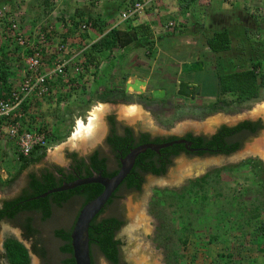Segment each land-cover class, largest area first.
I'll list each match as a JSON object with an SVG mask.
<instances>
[{
	"label": "rangeland",
	"instance_id": "374dc122",
	"mask_svg": "<svg viewBox=\"0 0 264 264\" xmlns=\"http://www.w3.org/2000/svg\"><path fill=\"white\" fill-rule=\"evenodd\" d=\"M220 4L222 3L216 1L213 7L216 8ZM8 11L15 16L19 25V18L14 13L15 11L10 10L9 7ZM64 17H62L63 21L68 24L70 19ZM209 18L207 19L209 22L207 26L209 25V28L217 30V26H211L214 23L211 15H209ZM56 20L62 27L60 17L56 18ZM231 20L234 21L235 18H231ZM232 24V22L229 24L230 30L236 28L237 31L233 48L222 55H214L216 60L208 59L209 63H211L210 68L220 62L226 67L217 72L212 71L204 74L209 81L208 89L217 90L218 80L216 76L219 73L249 69L253 64H260L257 72L259 76L264 75L263 37L260 36L258 31L254 34L251 32L244 33L243 28L238 25L232 26ZM43 26L41 21L38 25L32 26L31 29L26 26L27 30L20 26V30L28 39V32ZM5 27L7 26L0 24V30ZM177 27L172 32H175ZM56 32L54 31L55 35ZM58 35L59 33L56 37L61 40ZM74 38L78 39L76 36ZM75 39L71 43L68 40L63 41L68 45L67 53L64 56L73 57L72 63L66 70L68 83H64L61 78L55 79L52 82L51 95L44 99L41 106H38L37 111L29 112L27 115L28 119L31 118L32 122H35V126L41 125L39 130L46 133L48 139L46 155L42 161L28 166L19 173H17L20 167L19 159L16 164L12 163L13 160L10 162L11 158L8 160L9 163L5 162V160L3 161L4 164L0 162V204L2 201L16 198L27 188L29 174H39L41 170L46 168L57 167L66 169L72 160V156H70L72 154H76L77 158H84L97 150L105 151L106 124L110 116L125 125H138L153 134L169 137L181 136L188 131L194 134H207L216 125L222 123L234 125L239 120L255 118L261 112H264L263 87L260 89L259 98L256 100L248 101L241 105L232 104L224 112L213 114L200 121L194 120L197 117H201L206 110H194L193 108L191 109L189 102H187L188 100H176L174 97L176 81L174 80L175 78L173 80L171 78L166 83L170 90L167 104H164L166 101L164 98L162 100L153 99V103L150 104L158 105L160 114L156 116L151 113L148 114L140 108V99L143 96L138 95L132 88H129L128 92L125 91L126 84L133 82L136 78L132 81L124 78V63L119 60L117 52L115 51L113 55L105 52V54L97 56L95 60L85 67L87 59L83 53L88 49L82 52L81 48L78 47V41H75ZM10 42V44L8 42L7 48H15L14 40L12 39ZM173 43L170 42L168 45H173ZM137 45L138 49H140L137 50L138 52L146 49L150 53L152 49L150 43L143 47L139 44ZM154 50L156 55L158 51L156 48ZM176 51L178 54L182 52L180 48ZM18 53L19 51L15 53L18 55L16 56V62L21 69L23 63L21 58H18L20 54ZM0 55H2L1 51ZM85 59L86 62L84 63ZM48 60L52 62L50 64L47 61L45 63L46 67L53 66L55 60L52 58H48ZM76 68H78L77 71L75 70ZM153 87L155 86H150L145 93L148 94ZM103 95L108 96L110 100L112 99L111 102L104 101L102 99ZM126 96H131L130 100H132L128 105L122 102V99L126 98ZM199 101L200 99L197 102L199 103ZM202 101L209 102L208 99H201L200 103ZM103 106L106 108L100 114L98 120L100 126L97 125L98 129L94 132L96 134L93 133L87 137L85 139L86 142L78 140L76 145L72 144L70 139L77 131L78 122L82 121V123L87 125L91 117H93V112ZM131 106L140 109L138 116L135 118H128L123 113L126 108ZM263 136L262 134L260 138ZM249 149L250 147L248 146L243 152L228 158L190 160L180 158L175 160L165 175L160 177L148 176L141 192L124 193L120 201L123 206V212L120 213L115 205L107 208L102 215L103 217L123 215L125 220V225L116 235V238L122 243L120 264H223V261L216 263L217 254L233 250L235 246L232 243L233 235H240L239 230L236 228L238 223L240 225L245 223L246 219L251 217L253 207L261 204L262 201L257 192L261 190L257 181L258 170L243 163L246 160H256L264 165V159L260 160L256 156H251V153H248ZM3 157L6 158L8 156ZM112 167H114V164H112ZM226 167H231V169L221 172V174L214 173L210 175L202 190L198 191L194 188L192 193L185 194L183 197L177 195V191L184 186H188L190 180ZM13 176L14 179L11 183H3V181ZM170 191H174L176 194H169L168 192ZM78 207L79 202L76 200L72 202L69 209L55 212V214H59L57 216L58 219L40 226L38 234L30 241L24 240L18 231L11 229L5 223H1L0 263L7 264L5 260L1 259L3 254L2 242L8 237H13L19 240L29 251L30 264H63L64 255L58 251L60 241L53 237L52 231L54 228L69 227ZM223 214H226L224 219ZM258 220H264V210H262ZM257 221H251L250 228L246 226H242V228L253 232V225ZM218 222L220 223L218 224ZM220 224L225 226L226 230L224 228L216 229L215 226ZM225 231L227 232L224 233ZM216 233L220 234V238L211 244L209 240ZM223 233L225 235H222ZM251 235L254 234L252 233ZM244 238L246 237H243L242 241ZM35 240H38L40 245L45 248L46 254L43 262L32 253V243ZM223 240L226 241L220 243ZM245 240L248 239L246 238ZM255 248L254 244H247L242 249L243 255H251L252 252L257 251ZM256 255V260L253 264H264V253ZM94 262L95 264H110L97 251L94 252ZM244 262L243 264H248L247 261L244 260Z\"/></svg>",
	"mask_w": 264,
	"mask_h": 264
},
{
	"label": "trees",
	"instance_id": "16d2710c",
	"mask_svg": "<svg viewBox=\"0 0 264 264\" xmlns=\"http://www.w3.org/2000/svg\"><path fill=\"white\" fill-rule=\"evenodd\" d=\"M184 0H179L180 6L183 5ZM196 0H191L193 4ZM94 24L95 21H92ZM74 28L76 26H73ZM77 27L75 28V30ZM143 36H149L148 29L146 27H131L129 26L126 30H120L117 28H112L107 34H105L98 42L91 45L90 48L84 52V55L87 59V64L85 67L88 66L93 60L96 59V55H101L107 53H112L114 50L122 49L138 38ZM12 38H8L5 41L6 44L11 43ZM8 44V45H9ZM14 44V43H13ZM15 48L7 49L4 52H1L2 55L0 59V79L5 82V76L8 70L9 64V56L15 54L17 51L20 50V47L15 43ZM207 45L211 52L214 54H218L221 52H226L230 50V38L227 31H217L215 32L210 38L207 39ZM27 51V50H26ZM20 52V51H19ZM29 52V51H27ZM260 64H253L251 68L240 70V71H232L228 73H219L217 75L218 80V94L221 96L228 95V99L225 101L228 106L232 104L240 105L242 103L252 101L259 98V91L261 88L264 87V75L259 76L257 69ZM73 81V80H72ZM102 99L107 102H111L108 96L106 97L103 95ZM216 110H212L214 113ZM247 127L248 123H244L243 125L238 126L236 129H232L231 131H235L240 129L241 127ZM41 131V130H40ZM116 142L124 143L127 139L126 137H114ZM114 138H109V142L113 143ZM191 139V137H188ZM176 137L169 136L162 138L160 144H164L167 142H171L175 140ZM157 141V143H159ZM196 146H206L202 144V138L196 139ZM48 145V143H47ZM237 145H232L231 148L234 150ZM177 146H170L163 149H160L161 157L163 162L161 164L160 169H155L151 163L147 164L146 171H150L151 174L155 176H163L167 170V166L171 164V161H164L165 159H169L171 155H177L178 150ZM180 149V148H179ZM47 146L44 148H35L28 157H19V173L20 171L24 170L28 166L32 164L39 163L43 160L46 155ZM151 150H146L145 154H152ZM72 161L74 165V170L76 173L80 175L79 178L74 177L72 174L65 175L62 169H57L56 172L61 175L62 177L57 178L54 175V172L51 171L52 169H43L40 171L39 174H29L28 181H27V189L23 190L22 193L14 199L5 200L2 202V207H0V219L3 217H12L15 213L21 211H39L42 215L43 220L49 217L51 213V204L61 205L67 201H71L72 199L76 198L79 202V207L77 210L76 218L78 216L79 211L90 201L98 197L102 191L103 187L99 184H88L79 186L74 189L64 190L61 192L52 193L46 197H40L45 192L57 189L62 187L64 184L73 183L79 179H85L93 176V173H99L103 177L112 178L118 172L115 170L113 172H107L105 170V160L98 159L97 153H94L93 156L90 157V164H84L83 158H77L76 154H72ZM140 157H147V156H140ZM149 157V156H148ZM244 165L249 166L251 168L257 169V181L260 184V191L258 195L260 199H262L261 204L256 205L251 210L252 215L250 218L246 219L245 223L241 225L238 223L237 230H239L240 235L234 236L232 243L235 245L233 250L228 252L225 251L223 253H218L217 258L215 259L216 263L223 261V264H243L247 261L248 264H253L256 260V254L264 253V220H258L262 210H264V165L260 161L256 160H246ZM90 168V170H89ZM55 169V168H54ZM231 167H226L223 169L215 170L211 173H207L202 177L195 178L190 180L188 186H184L177 191V195L179 197H183L185 194L192 193V189H197L198 191L203 189V186L207 183V179L212 174H221L226 170H230ZM85 174L84 176L82 174ZM65 177V179H63ZM14 179V176L3 183H11ZM145 182V179L138 173H134L132 169L131 172L125 177L116 191L112 194L109 198L108 202L106 203L103 210L92 220L89 230H88V238H89V248H90V257H91V264H95L94 262V252L97 251L101 254L107 262L110 264H120L121 261V246L122 243L119 239L116 238L117 233L122 229L125 225V220H120L119 218L123 217L118 215L112 216H102L104 211L114 206L118 211L121 213L123 212V206L120 204L122 195L127 192H141L142 186ZM165 192H167L165 190ZM169 194H176L174 191L168 192ZM38 197V198H37ZM37 198V199H35ZM75 200V201H76ZM226 214H223V219L225 218ZM76 220V219H75ZM74 220V222H75ZM258 220L252 228L253 232L243 229L242 226L251 227V221ZM223 221V220H222ZM73 222V225H74ZM220 222H218L219 224ZM258 224V225H256ZM73 225L68 230H55L54 235L61 240V246L59 247L60 252L65 256L64 260L62 261L63 264H75L73 259V253L71 248V239L70 234L73 228ZM217 225V224H216ZM221 225V224H220ZM215 226L216 229L224 228L225 226ZM256 225V226H255ZM225 231L224 233H226ZM32 235H37V231H32ZM222 235H225V234ZM254 235H251V234ZM246 237L248 240L242 241V238ZM24 238H29L25 236ZM220 238V234L216 233L214 236H211L209 242L212 244L217 239ZM226 240L220 241L224 242ZM185 243V241H184ZM247 244H254L255 245V252H252L251 255L244 256L242 249ZM3 258L5 259L7 264H30V256L29 251L25 248V246L15 238H6L3 242ZM32 253L38 256L41 259L45 257V248L40 245L38 240H35L32 243Z\"/></svg>",
	"mask_w": 264,
	"mask_h": 264
},
{
	"label": "crops",
	"instance_id": "0c3cea01",
	"mask_svg": "<svg viewBox=\"0 0 264 264\" xmlns=\"http://www.w3.org/2000/svg\"><path fill=\"white\" fill-rule=\"evenodd\" d=\"M126 1L132 0H0V8L6 6L7 9L9 7L10 10L15 11L14 13L19 18L21 27L29 26L31 29L32 26L38 25L42 21L44 26L51 25L57 31L56 35L59 33L58 36L62 42L68 40L71 43L75 39L74 36H76L78 39H75V41H78V47L83 52L98 42L114 27L119 21L120 12ZM149 1V8L147 6L135 19L121 23L116 27L120 30H126L129 26L135 28L146 27L149 36L140 37L128 46L114 50L112 55L116 51L119 60L124 63V78H127L128 81L138 77L146 82L149 80L150 85L155 86L152 90L167 88L166 83L171 78L179 81L191 80L194 72L184 75L180 72V65L184 62L202 61L203 69L197 75L202 77L201 79L205 78L204 74L212 71L209 60H212L214 55L224 53L214 54L211 52L207 45V39L217 31H227L230 38V49L233 48L237 31L236 28L230 30L229 24L231 22L233 23L232 26L238 25L243 28L244 33L251 32L254 34L258 31L264 39V0H237L234 5L221 2L222 4L216 8L213 7V4L218 0H196L193 4L191 0H184L181 6L179 0ZM209 15H211L214 22L211 26H217V30L209 28V25L207 26ZM58 17L62 21L60 22L62 27L56 20ZM62 17L70 19L69 23L64 22ZM231 18H235V20L232 21ZM92 21L96 23L94 24ZM169 22L178 24L175 32L166 30L165 26ZM82 23H89L91 29L78 32V26ZM73 26H76L77 29L75 30L76 27ZM25 30L27 29L25 28ZM174 41L176 42L173 43ZM170 42L173 45H168ZM0 43L1 52L9 50L7 48L8 44L1 38ZM54 43H52V47H55ZM149 43L152 46L150 53L146 49L141 52L137 51L140 50L137 44L143 47ZM154 48L158 51L156 55ZM179 48L182 52L178 54L176 50ZM95 55L96 57L100 56ZM16 56L18 55L12 54L9 56L5 82L0 79V97L13 86H17L24 75L25 69L23 65L21 69L18 67ZM63 57L68 58L67 56ZM50 58L54 59L55 56L51 55ZM51 62L49 61L50 64ZM205 79L207 80V78ZM178 80L176 82H179ZM38 106H41V104ZM24 109L29 111V102L24 105ZM40 126L39 124L35 126V122H32L31 118L28 120V130H39ZM3 156L8 157L4 158ZM10 158V162L13 160V164L19 161L14 142L2 134L0 136V162L3 163L5 160L9 163Z\"/></svg>",
	"mask_w": 264,
	"mask_h": 264
},
{
	"label": "flooded vegetation",
	"instance_id": "af4514ba",
	"mask_svg": "<svg viewBox=\"0 0 264 264\" xmlns=\"http://www.w3.org/2000/svg\"><path fill=\"white\" fill-rule=\"evenodd\" d=\"M214 60H216V57ZM223 68L226 67L220 62V63H216L211 69L212 71L217 72L218 70H223ZM197 73L198 72H194V75L191 76V80L187 81L186 79H184V81L186 82L200 85L199 94L195 93L193 100H189L177 96L178 82H176L175 87L173 85L172 86L174 87V97L176 100H180V99H183L184 101L188 100L187 102H189L191 109L193 108L194 110H199V109L206 110L205 112H203L204 114H202L201 117H197L194 119L200 121L213 114L226 111L228 105L225 101L227 100L228 95L220 96L217 90H212V88L208 89L207 87L209 85V81L206 80L205 78L201 79L202 77L198 76ZM177 80L178 79H176L175 81ZM150 86L151 85L148 80L146 82V86L142 88L141 92H137V94L143 96V98L140 99L141 110L143 112H146L148 114L151 113L156 116L160 114V108L158 105L154 106L155 104L154 105L150 104L153 103L152 102L153 98L151 95L152 89L149 91L148 94L145 93ZM162 90H165L164 100L166 101L164 104H167L166 103L168 100L167 97H169L170 95V90L168 86L167 88H162ZM144 93L146 96L144 95ZM130 99L131 96H126V98L122 99V102L128 105L130 102H132V100ZM199 99L200 101L201 99L202 100L208 99L209 102L202 101V103H200L199 101L198 103L197 101ZM158 100H162V99H158ZM213 109L216 110L214 113L212 112ZM137 121H139V119H137ZM244 123H248V126L247 127L243 126L240 129L231 131L232 129H236L238 126L243 125ZM106 125H107V135L104 139L106 150L105 151L97 150L87 155V157H84L83 159H84V164L89 165L90 157L93 156L94 153H97V156H99L98 159L105 160L104 168L109 173L115 170L119 171L121 168L122 160L126 156H128L130 152L135 148L144 145L160 146L162 144H160V141L158 140L165 138L163 136H160L159 134H153L149 130L142 129L138 125H134V126L125 125L122 122L117 121L113 116H110L108 118ZM262 134L264 135V112H261L260 115L256 116L255 118H246L243 120H239L234 125H227L223 123L216 125L212 128V131L207 134H202V133L194 134L193 132L188 131L181 136H174L176 137V139L167 143H172L171 146L174 145L177 146L178 154L169 156V159H165L164 157V161H169V160L171 161V164L167 166V170L164 173V175L167 173L168 169L174 164V161L180 158L189 159V160L199 159V158H228L229 156L243 152L244 149L248 146L250 147L248 153L249 154L251 153V156H256L260 160L264 159V147H263L264 136L260 138ZM189 136L191 137V139L188 138ZM114 137H126L127 139L124 141V143H118L119 141L116 142V139ZM109 138H114L113 139L114 142L110 143ZM198 138H202L203 140L202 144H205L206 146H200V147L196 146V142L194 141ZM157 141L159 143H157ZM232 145H237V147L234 150H232L231 148ZM145 152L146 150L136 155L132 168L130 169L129 173L133 169L134 173L140 174L144 179H146L148 176L158 177L151 174L150 171L148 170L146 171V167L148 163H151L155 169H160L161 164L163 162L162 158H160L162 156L160 153V149L158 151H152L153 152L152 154H145ZM140 156H147V157H140ZM112 164H114V167H112ZM57 169H61V168H57V167L55 169L52 168L51 171L54 172L55 177L60 179V177L62 176L56 172ZM62 170L65 175L72 174L76 178L80 177V175L76 173L74 170V165L72 160L69 166L66 169H62ZM94 174H99V173L94 172L93 175ZM82 175L84 176L85 174L83 173ZM63 179H65V177H63ZM75 200L76 198L72 199L71 201H67L61 205L51 204L52 207L51 213L49 217H47L45 220H43L42 215L39 211L32 210V211L17 212L12 217L9 216L3 217L0 219V224L1 223L7 224L8 226H10L11 229L18 231L24 240L30 241L32 238L36 237V235H32L31 233L32 231L38 232L39 227L42 226L43 224L45 225L57 220L58 219L57 216L59 214L57 215V213L55 214V212H58L62 209L63 210H67V208L69 209V206ZM2 202L0 204V207H2ZM76 214L77 212L74 214L72 223L69 227L67 226V227L54 228V230L52 231L53 237L58 241H60V246L62 242L59 238H57L54 235V232L55 230L70 229V227L73 225L74 220L76 219ZM119 219L124 220L123 217L122 218L120 217ZM25 236H28L29 238L26 239L24 238ZM3 242L1 245L2 250H3ZM58 251L60 254H62L59 249ZM1 259L5 260L3 258V254L1 255ZM40 260L42 262L44 261V259L41 258Z\"/></svg>",
	"mask_w": 264,
	"mask_h": 264
},
{
	"label": "built area",
	"instance_id": "2783aa9c",
	"mask_svg": "<svg viewBox=\"0 0 264 264\" xmlns=\"http://www.w3.org/2000/svg\"><path fill=\"white\" fill-rule=\"evenodd\" d=\"M218 1L233 4L235 0ZM149 3V0L126 1L120 12L119 21L113 28L135 19ZM0 24L7 26L0 30V38L4 41L12 38L20 47L19 58L25 69L19 84L0 97V136L4 134L14 142L18 157H28L35 148L46 147L48 139L44 131L27 129L29 120L27 115L29 112L37 111L38 105L51 95V86L55 79L61 78L64 83H68L66 70L73 57L66 59L63 57L67 53L68 45L55 36V30L51 25L35 28L26 39L15 16L10 14L6 6L0 8ZM177 25L176 22H169L165 28L173 31ZM90 28L89 23H82L77 31L85 32ZM52 43L55 47H52ZM51 55H55L53 66L46 67L45 63L49 61ZM28 102L30 109L26 111L24 105Z\"/></svg>",
	"mask_w": 264,
	"mask_h": 264
},
{
	"label": "water",
	"instance_id": "95a60500",
	"mask_svg": "<svg viewBox=\"0 0 264 264\" xmlns=\"http://www.w3.org/2000/svg\"><path fill=\"white\" fill-rule=\"evenodd\" d=\"M202 69V61L184 62L180 65V72L182 74L200 72L202 71ZM145 86L146 81L138 77L133 82H128L126 84L125 91L128 92V89L132 88V90L135 92H141L142 88H144ZM199 91L200 85L189 83L183 80L178 82L177 96L179 97L193 100L195 93L199 94ZM151 95L153 99H163L165 97V90L154 89L152 90ZM171 145L172 143H166L160 146L144 145L137 147L122 160L120 170L112 178H106L100 174H94L89 178L79 179L73 183L64 184L60 188L49 190L40 196L46 197L52 193L70 190L88 184H99L103 187L102 193L98 197L87 203L79 211L78 216L74 222L73 228L71 230V248L75 264H91L88 238V230L90 224L92 220L103 210L109 198L112 196V194L116 191V189L128 175L130 169L132 168L136 155L144 152L147 149L151 151H158L159 149H163Z\"/></svg>",
	"mask_w": 264,
	"mask_h": 264
},
{
	"label": "bare ground",
	"instance_id": "6f19581e",
	"mask_svg": "<svg viewBox=\"0 0 264 264\" xmlns=\"http://www.w3.org/2000/svg\"><path fill=\"white\" fill-rule=\"evenodd\" d=\"M191 68V66H190ZM106 107H101V109H97L93 112V117H91V119L89 120V123L86 125L84 123H82V121L78 122V128L76 133L73 135V137L70 139V142L74 145H76L78 142V140L81 141H85V139L89 136H91L96 129H98V126H100V124H98V120L100 118V114H102L103 110H105ZM140 112V109L135 107V106H131L129 108H126L123 113L125 114L126 117L128 118H135L136 116H138ZM98 131V130H97ZM96 134V133H94ZM91 138V137H90ZM86 142V141H85ZM69 143V142H68ZM262 143V142H261ZM70 144V143H69ZM68 144V145H69ZM73 145V147H74ZM80 145V144H79ZM78 146V145H77ZM76 147V146H75ZM80 147V146H79ZM84 147V145H83ZM263 147H264V142H263Z\"/></svg>",
	"mask_w": 264,
	"mask_h": 264
}]
</instances>
